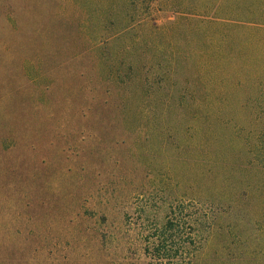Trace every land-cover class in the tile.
I'll return each instance as SVG.
<instances>
[{"label": "rangeland", "instance_id": "obj_1", "mask_svg": "<svg viewBox=\"0 0 264 264\" xmlns=\"http://www.w3.org/2000/svg\"><path fill=\"white\" fill-rule=\"evenodd\" d=\"M161 235L264 264V0H0V264Z\"/></svg>", "mask_w": 264, "mask_h": 264}, {"label": "trees", "instance_id": "obj_2", "mask_svg": "<svg viewBox=\"0 0 264 264\" xmlns=\"http://www.w3.org/2000/svg\"><path fill=\"white\" fill-rule=\"evenodd\" d=\"M170 227L171 222L167 221L164 225V230L166 231ZM166 240L167 238L164 235L157 238V244L153 248V253H151L152 259L155 260L156 264H183L182 253L179 255H177V252L169 253V249H166Z\"/></svg>", "mask_w": 264, "mask_h": 264}]
</instances>
